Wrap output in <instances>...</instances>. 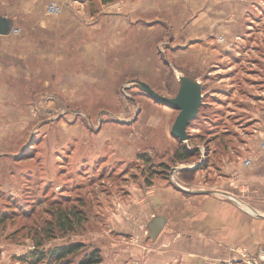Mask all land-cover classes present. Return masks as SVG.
Returning a JSON list of instances; mask_svg holds the SVG:
<instances>
[{"label":"rangeland","instance_id":"374dc122","mask_svg":"<svg viewBox=\"0 0 264 264\" xmlns=\"http://www.w3.org/2000/svg\"><path fill=\"white\" fill-rule=\"evenodd\" d=\"M216 5L198 41L178 35L172 43L156 29L141 48L126 46L125 57L115 46L107 51L99 29L90 33L93 53L106 57H86L89 35L79 28L74 61L54 67L46 59L39 64L45 74L29 90L6 91L17 95L12 105L0 99V264H33L26 260L31 250L75 241L100 249L97 264H149L144 189L157 176L169 175L177 187L193 182L209 145L218 149L207 163L220 157L221 141L241 149L242 130L252 119L264 121V0ZM58 69L75 75L52 74ZM181 76L201 81L204 93L187 141L171 132L178 109L156 102L136 81L171 97ZM181 144L197 154L175 160ZM175 166L188 168L178 169L176 182ZM72 208L83 209L82 221L60 228L59 210Z\"/></svg>","mask_w":264,"mask_h":264},{"label":"crops","instance_id":"0c3cea01","mask_svg":"<svg viewBox=\"0 0 264 264\" xmlns=\"http://www.w3.org/2000/svg\"><path fill=\"white\" fill-rule=\"evenodd\" d=\"M59 1L62 11L50 14L46 10L50 0H0V17H8L13 24L8 34L0 33L3 104L12 105L17 95L6 91L29 90L36 75L45 74L41 67L46 59L54 67L64 66L65 59L74 61L79 28L90 36L84 44L86 57H106L102 51L100 56L93 53L90 33L98 29L107 51L115 46L117 56L125 57V49L141 48L156 29L172 43L178 35L198 41L204 37L201 26L208 12L213 10L215 15L218 11L213 7L230 0ZM67 72L75 75L59 69L52 74ZM20 79L23 82L18 83ZM260 121L252 119L242 130L241 149L223 147L216 161L193 169V182L181 180L184 184L177 187L172 180L156 177L144 189L149 202L146 218L166 217L161 233L149 243V264H244L236 259V250L257 253L264 249V121ZM131 191L136 196V189Z\"/></svg>","mask_w":264,"mask_h":264},{"label":"trees","instance_id":"16d2710c","mask_svg":"<svg viewBox=\"0 0 264 264\" xmlns=\"http://www.w3.org/2000/svg\"><path fill=\"white\" fill-rule=\"evenodd\" d=\"M103 2H109L113 0H102ZM203 104V100H202ZM201 104V105H202ZM200 105V107H201ZM238 117V115H235ZM190 138V136H189ZM182 141V140H181ZM214 141V140H213ZM206 145L210 144V141L205 142ZM221 147H219V151L223 147H228V142L225 140L221 141L219 143ZM211 145H209L208 150L206 151L205 155V162L197 164L194 169H198L201 166H206L209 163H207V158L212 154H215L218 147L213 149L211 151L210 149ZM198 150H193L190 147H188L185 144H181L178 146L174 152L173 156L175 160L178 161H186L190 159L192 156H195L197 154ZM165 165L164 163L162 164ZM166 166V165H165ZM168 167V165L166 166ZM156 175V174H155ZM158 178H163L160 176H157ZM165 178H169V175H166ZM84 211L83 209H69L65 212H61V209L59 210V217H55L56 219H60V228L64 229H71L73 228V225L75 222L82 221V218L84 217ZM75 220V221H74ZM56 221V220H55ZM5 222V217L3 214H0V226ZM49 230H52V228H48ZM42 238V237H41ZM42 244V240L37 241V246ZM28 261H32L33 264H37L41 261H48L49 264L57 263V264H97L102 261V256L100 253V249L97 247H93L91 249L87 250V245L84 242L81 241H75L68 244H63L59 246H55L54 248L48 249V250H31L29 252V257L26 259Z\"/></svg>","mask_w":264,"mask_h":264},{"label":"water","instance_id":"95a60500","mask_svg":"<svg viewBox=\"0 0 264 264\" xmlns=\"http://www.w3.org/2000/svg\"><path fill=\"white\" fill-rule=\"evenodd\" d=\"M13 24L6 16L0 17V33L8 34ZM147 94L156 102L178 109V114L173 122L171 132L180 140L187 141L190 134L188 126L190 121L197 115L203 100V86L195 77L181 76L180 87L174 96H166L154 90L147 82L136 80ZM166 217L161 214L153 215L147 222V232L152 239L162 231Z\"/></svg>","mask_w":264,"mask_h":264},{"label":"built area","instance_id":"2783aa9c","mask_svg":"<svg viewBox=\"0 0 264 264\" xmlns=\"http://www.w3.org/2000/svg\"><path fill=\"white\" fill-rule=\"evenodd\" d=\"M47 11L50 14H59L62 11L61 2L59 0H52L47 5ZM262 145L264 146V139H263ZM245 163L249 164L250 160H246ZM178 169H179V166H175L171 170V177L175 180V182L177 180L176 174H177ZM235 252L237 253L236 259L241 261L244 264H264V249L258 251L257 253H251L250 251L246 249H238Z\"/></svg>","mask_w":264,"mask_h":264}]
</instances>
